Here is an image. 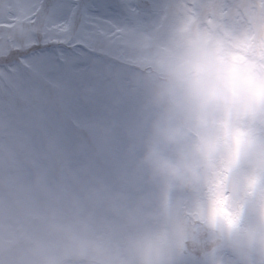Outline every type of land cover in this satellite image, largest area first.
I'll return each mask as SVG.
<instances>
[{
    "label": "clouds",
    "instance_id": "1",
    "mask_svg": "<svg viewBox=\"0 0 264 264\" xmlns=\"http://www.w3.org/2000/svg\"><path fill=\"white\" fill-rule=\"evenodd\" d=\"M0 264H264V0H0Z\"/></svg>",
    "mask_w": 264,
    "mask_h": 264
},
{
    "label": "snow or ice",
    "instance_id": "2",
    "mask_svg": "<svg viewBox=\"0 0 264 264\" xmlns=\"http://www.w3.org/2000/svg\"><path fill=\"white\" fill-rule=\"evenodd\" d=\"M58 44H59V42H56V41H53V42H52V45H53V46H58Z\"/></svg>",
    "mask_w": 264,
    "mask_h": 264
}]
</instances>
